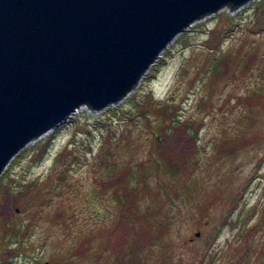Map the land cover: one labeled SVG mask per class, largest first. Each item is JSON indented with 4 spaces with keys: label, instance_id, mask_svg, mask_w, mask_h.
I'll return each mask as SVG.
<instances>
[{
    "label": "rangeland",
    "instance_id": "374dc122",
    "mask_svg": "<svg viewBox=\"0 0 264 264\" xmlns=\"http://www.w3.org/2000/svg\"><path fill=\"white\" fill-rule=\"evenodd\" d=\"M258 4L264 5V0H250L231 11L223 7L194 21L171 40L119 102L98 112L82 107L71 115L77 124L69 118L24 146L6 165L0 182L9 183L15 191L20 183L45 182L48 175L53 182L43 186L42 195L33 202L25 200L18 205L20 210L10 209L9 218L4 219L12 229H26L21 250L15 236L3 240L5 223L0 217V258L12 248L13 260L22 264H111L119 246L121 264H264V221L251 231L264 209V72L256 68L264 54V29L251 33L253 28H248ZM225 13L238 25L233 26L222 48L233 53L247 49L258 56L253 62L250 59L248 66H252L237 78L225 77L210 86L209 76L200 72L207 55L202 42L210 29L228 25L223 21ZM146 94L153 103L175 104L183 120L199 124L198 150L174 172L163 168L149 176L147 188L136 196L137 218L131 229L126 227L125 235L118 232L114 239L118 219L124 221L128 213L119 216L120 208L109 191L101 200H85L99 173L91 156L99 144L95 127L102 122L122 132L125 127L120 119L124 116L115 112L126 109L132 98ZM245 99L256 104L250 108ZM150 119L149 126L136 124L127 129V144L117 157L119 166L130 164L135 174L140 172L137 162L149 154L156 156L154 130L163 127V122L156 115ZM49 137L53 139L47 152L32 160ZM72 142L78 152L86 154L90 149L91 154L70 166L67 183L56 184L61 182L53 173L54 157ZM166 193L171 202L165 199ZM5 196L0 184V206ZM164 215L171 221L155 237V221L167 220ZM141 228L145 230L142 237V232L137 237L131 235L132 229L138 232ZM10 231L4 227L5 235ZM245 246L251 248L246 253Z\"/></svg>",
    "mask_w": 264,
    "mask_h": 264
},
{
    "label": "water",
    "instance_id": "95a60500",
    "mask_svg": "<svg viewBox=\"0 0 264 264\" xmlns=\"http://www.w3.org/2000/svg\"><path fill=\"white\" fill-rule=\"evenodd\" d=\"M248 1L0 0V175L77 109L119 102L194 21Z\"/></svg>",
    "mask_w": 264,
    "mask_h": 264
},
{
    "label": "trees",
    "instance_id": "16d2710c",
    "mask_svg": "<svg viewBox=\"0 0 264 264\" xmlns=\"http://www.w3.org/2000/svg\"><path fill=\"white\" fill-rule=\"evenodd\" d=\"M224 22H227L224 28H212L207 32V37L202 42L204 48L206 49V57L204 63L201 67V74H206L209 76V85L213 86L221 79L228 77V79L232 80L237 78L240 74H243L247 69H249L252 65L253 59L258 56L257 54H252L249 50L244 49L242 53L232 52L230 49L222 48L224 39L227 38L228 34L233 31V26L238 23L233 22V17L228 13L224 14L223 18ZM250 25L248 28H253L250 30L251 33L260 32L264 29V5L258 4L254 7L253 17L250 21ZM187 40H184L183 45H186ZM241 50V48H239ZM252 54L253 56L251 57ZM253 58V59H252ZM252 62H251V60ZM251 62L250 66L249 63ZM256 68L261 72H264V54L259 57L258 62L256 63ZM198 72V74L200 73ZM248 98V97H247ZM202 100V99H201ZM247 101L246 106L252 107V104H256L251 99H245ZM203 102V100H202ZM133 112V113H131ZM119 117H123L120 120L123 121L125 129L118 133V131L108 125L107 123H102L100 126L96 124L95 129L98 131L99 144L96 152H92L94 157L95 166L99 169L98 176L96 178V186L92 188V193L89 191V196L86 197L85 200L88 202H95L97 200H101L100 196L104 195L105 192L112 194L115 205L119 206V216L123 217L124 213H128L125 217V220L122 221L120 218L118 219V223L116 224V228L119 230H114L112 235L114 239L117 238L118 232L124 236L126 227L131 229V222L135 221L137 217L135 211L138 210V204L136 200V196L139 193L144 192L147 187H145L146 182L149 176L152 174H159L163 168L170 170V173L177 170L180 166L181 161H185L190 156L194 155L196 150H198L197 144V135L199 130V124H196L194 121L183 120L181 116L178 114V107L170 103L168 101L163 104L153 103L151 97L146 94L145 96L137 99L132 98L127 105L126 109L117 110L115 115H119ZM150 115H156L161 118L163 122V127L159 130H154L155 136V147L156 156L153 154H149L147 159L141 160L137 162L136 167L140 169L138 174H135L134 168L129 164L118 165L117 157L120 156L123 152L121 151V147H124L127 144V129L132 125L136 124L149 126L151 123ZM76 118H70V121H74ZM77 124V123H76ZM137 125V127H138ZM136 128V127H135ZM89 132V130H87ZM53 139V137H49L47 141L43 142L39 145L37 152L33 155L32 160L40 159L48 149L49 142ZM122 142V143H121ZM121 143V144H120ZM125 143V144H124ZM76 145L74 142L70 143V145L65 146L63 151L59 152L55 155L53 160L54 170L53 173H56V178L58 182L56 184H65L67 183V170L70 169L72 164H76L78 162H83L84 156L86 154L90 155L91 151L88 149L86 154L84 152H78L76 150ZM182 164V163H181ZM14 180V179H10ZM53 180L51 175H48L45 182H24L20 183L16 191L12 190L9 183H1V187L3 188V195L5 196V203L0 206V217L1 220H7L9 218V210H14V207H17L19 210L21 207V202L26 201L27 204L33 202L34 199H37L38 195L41 196L43 193V186L52 184ZM69 184V183H68ZM168 191V190H167ZM47 192V191H46ZM169 192V191H168ZM171 194V193H170ZM174 197H176V193H173ZM24 199V200H22ZM168 202H171L170 196L166 193V197ZM264 208V207H263ZM123 212V213H122ZM97 211L92 213L96 215ZM167 220H162V218L157 222L156 234L155 237H159L158 235L165 230L166 222L171 221L170 217L167 215ZM4 220L2 225L3 230V240H8L10 236H15L16 247L18 250L23 248L22 239L26 235L27 231L23 227L11 228L10 223H6ZM264 221V209L260 212V215L255 219L251 226L256 229L261 222ZM128 225V226H127ZM4 227L6 231H10L5 235ZM146 228H149L146 226ZM145 228V229H146ZM143 228H141L138 232L137 230L132 229L131 235L137 237L139 233H141ZM147 231V230H146ZM142 232L140 235L143 236ZM130 235V236H131ZM145 240V237L143 241ZM87 241V240H86ZM82 247V245H80ZM116 254L111 260V264H121L120 255L121 253L116 246ZM246 247V246H245ZM153 248V247H152ZM246 253L251 248L248 249L246 247ZM14 250L12 248L7 249L4 255H1L0 264H22L17 262V260H13ZM83 250V247H82ZM264 255V248L261 251Z\"/></svg>",
    "mask_w": 264,
    "mask_h": 264
},
{
    "label": "built area",
    "instance_id": "2783aa9c",
    "mask_svg": "<svg viewBox=\"0 0 264 264\" xmlns=\"http://www.w3.org/2000/svg\"><path fill=\"white\" fill-rule=\"evenodd\" d=\"M81 108H82V107H81ZM81 108H80V109H81ZM85 108H86V107H85ZM87 109H88V108H87ZM77 110H79V109H77ZM77 110H76V111H77ZM88 111H91V110L88 109ZM71 117H72V116H70L69 118H71ZM69 118H68V119H69Z\"/></svg>",
    "mask_w": 264,
    "mask_h": 264
},
{
    "label": "bare ground",
    "instance_id": "6f19581e",
    "mask_svg": "<svg viewBox=\"0 0 264 264\" xmlns=\"http://www.w3.org/2000/svg\"><path fill=\"white\" fill-rule=\"evenodd\" d=\"M74 114V113H73Z\"/></svg>",
    "mask_w": 264,
    "mask_h": 264
}]
</instances>
